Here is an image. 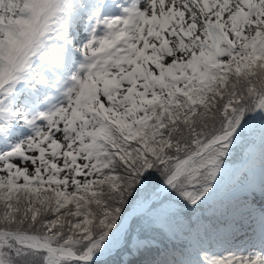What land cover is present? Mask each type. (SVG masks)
<instances>
[{
	"label": "snow or ice",
	"instance_id": "6c2138e0",
	"mask_svg": "<svg viewBox=\"0 0 264 264\" xmlns=\"http://www.w3.org/2000/svg\"><path fill=\"white\" fill-rule=\"evenodd\" d=\"M0 264H264V0H0Z\"/></svg>",
	"mask_w": 264,
	"mask_h": 264
}]
</instances>
